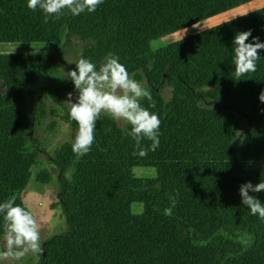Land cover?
I'll return each instance as SVG.
<instances>
[{"label": "trees", "instance_id": "16d2710c", "mask_svg": "<svg viewBox=\"0 0 264 264\" xmlns=\"http://www.w3.org/2000/svg\"><path fill=\"white\" fill-rule=\"evenodd\" d=\"M252 1L103 0L95 12L73 16L65 9L45 23L27 0H0V43L57 44L70 36L88 44L81 58L97 67L118 57L132 79L146 83L152 99L140 103L161 121L159 147L143 157L128 135L132 126L120 128L104 115L87 154L65 144L50 157L66 230L43 242L36 264H140L144 257L264 264V220L239 193L243 184L264 182V49L257 70L239 80L233 51L240 32L251 30L247 43H264V7L149 49L159 36ZM56 67L54 54H0V203L14 197L26 208L22 194L36 160L27 151V138L34 141L25 118L42 101L26 106L24 93ZM74 87L67 76L41 88L39 98L62 106ZM249 194L264 204V191ZM170 197L177 203L169 217Z\"/></svg>", "mask_w": 264, "mask_h": 264}, {"label": "clouds", "instance_id": "9594fccd", "mask_svg": "<svg viewBox=\"0 0 264 264\" xmlns=\"http://www.w3.org/2000/svg\"><path fill=\"white\" fill-rule=\"evenodd\" d=\"M103 0H27V7L44 13V22L49 18L60 19L67 9L73 16L87 11L95 12ZM252 35L251 30L235 35L233 44L235 77L237 80L247 73L257 70L258 51L264 49V43L254 38L247 43ZM76 64V70L69 72L78 97L72 102V93H68L67 102L70 105V118L78 124L72 151L77 156H83L90 151L94 143V133L99 116L105 112L116 120L127 121L132 127L128 133L136 141L138 154L143 157L148 151H155L160 144L159 117L151 113L140 103L141 99H152L148 89L132 79L126 67L119 62V58L109 56L106 62L97 67L88 59L81 58ZM264 103V91L259 95ZM154 107V104L152 105ZM151 141L150 148L142 147V140ZM134 155L137 153L134 152ZM264 191V182L253 185L251 182L240 186L242 204L246 205L252 215H258L264 220V204L254 195ZM171 207L164 210L165 216H171L176 206L175 197H170ZM0 214L3 215V241L5 250L0 251V262L19 261L29 253H40V225L33 214L26 208L16 205L15 198L0 203ZM252 237L245 241L251 246Z\"/></svg>", "mask_w": 264, "mask_h": 264}, {"label": "rangeland", "instance_id": "374dc122", "mask_svg": "<svg viewBox=\"0 0 264 264\" xmlns=\"http://www.w3.org/2000/svg\"><path fill=\"white\" fill-rule=\"evenodd\" d=\"M262 7H264V0H254L226 12L213 15L201 22L151 40L149 49L156 50ZM87 47L86 42L70 36L62 37L57 44L42 42L0 44V54L46 53L54 54L57 59V67L41 74L38 80L32 83L24 93L26 106H29L32 102L38 104L42 101L40 105L34 107L33 116L25 118V130L28 132L29 127L33 126L31 139L34 141L31 143L27 138L26 147L27 151L35 156L36 162L31 169V176L22 194L26 209L33 214L40 225L41 246L46 239L66 230L65 219L57 200V169L51 163L50 157L62 145L69 144L72 146L78 127L71 123L70 105L67 102L68 94L61 106L55 104L47 95L39 98L40 90L43 87L58 86L65 77L70 76L68 73L76 70L75 63L81 59ZM139 83L146 88L145 82ZM69 93H72V102H75L78 91L74 87ZM163 98H169L168 91L163 92ZM101 115L112 118L105 112H102ZM113 120L117 122L120 128H123L126 124L124 120ZM70 176L71 172H68L67 177L70 178ZM3 250L5 248L2 239L0 241V251ZM41 253L42 251L36 254L29 253L19 261H3L0 264H36Z\"/></svg>", "mask_w": 264, "mask_h": 264}, {"label": "crops", "instance_id": "0c3cea01", "mask_svg": "<svg viewBox=\"0 0 264 264\" xmlns=\"http://www.w3.org/2000/svg\"><path fill=\"white\" fill-rule=\"evenodd\" d=\"M9 44V43H0ZM15 44V43H11ZM140 264H205L204 258L199 257H183V258H160V257H144Z\"/></svg>", "mask_w": 264, "mask_h": 264}]
</instances>
